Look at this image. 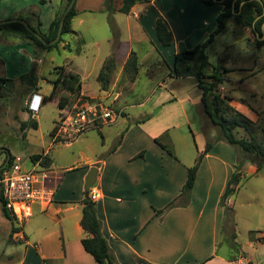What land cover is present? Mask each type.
<instances>
[{"label":"crops","instance_id":"obj_1","mask_svg":"<svg viewBox=\"0 0 264 264\" xmlns=\"http://www.w3.org/2000/svg\"><path fill=\"white\" fill-rule=\"evenodd\" d=\"M64 3L65 0H0V20L22 18L47 32ZM75 3L76 15L72 19L74 33L68 34L66 41L57 48L67 49L65 45L70 44L68 49L81 55L86 44V39L79 36L83 35L82 28L87 29L97 21L107 23L108 19L113 33L107 38L110 45L108 55L97 65L96 77L110 56L116 59L112 77L117 71L113 81L111 77L107 90L99 84L97 91H93L86 81L95 64L88 70L86 60L76 63L74 69L68 71L79 76L82 83L79 94L99 96L108 103L118 105L123 110L122 117L130 118L131 113L126 111L128 107L135 113L125 127L116 132L117 138L109 149L104 139L102 149L107 150L103 157L96 153L87 159L84 167H66L64 176L50 166L47 184L54 191L53 201L49 204L33 203L31 214L14 222L20 229L12 235L11 222L8 233L9 237L12 236L14 247L7 254L10 260L6 264H100L82 243L88 235L81 224L82 200L86 194L96 196L102 231L118 264H264V242L252 240L249 236L251 230L259 231L256 237L264 236V201L256 187L261 184L264 189V174H259L261 169L257 159L244 155L226 140L215 141L203 157L189 203L165 209L169 202L179 197L189 168L204 150L198 138L207 137V143L213 139L207 136L200 113L202 89L198 87L195 76H179L174 72L175 55L181 43L193 48L216 28L222 5L207 4L201 0H146L137 2L130 13H124L120 11L123 0H112L109 6L106 0H76ZM120 14L126 15L127 30L136 36L132 37L133 41L126 50L122 49L119 36L122 35V25L114 19ZM159 17L173 31L171 45L164 46L158 38L156 21ZM112 18L113 22L110 21ZM234 23L245 29L249 40L256 43L258 33L255 35L250 28ZM71 35L76 41L73 47L68 40ZM91 38L100 49V39ZM80 39L85 42L81 46ZM78 47L80 51H77ZM51 51L45 50L37 55L29 42L0 36V77L11 79L2 88L8 83L11 87L21 84L20 76L30 72L36 61L39 89H26V100L35 92L42 94L40 63ZM132 51L137 53L140 66L145 60H155L160 63L159 66H165L168 74L172 73L167 77L164 74L158 77L156 72L140 68L135 79H130L124 73V66ZM210 64L214 65L211 61ZM224 68L227 72H224L225 80L219 86L220 91L230 98L231 105L252 120L253 126L264 132V65L231 70L226 66ZM210 72L211 69L208 70ZM185 79L194 80L192 88L187 89L183 82ZM118 83L119 89L116 88ZM26 112H20L21 121L30 119L24 116ZM34 118L37 119L36 116ZM242 130L250 132L243 127L235 131L239 133ZM122 132L121 143L113 149ZM189 133L195 138V144L189 139ZM254 134L243 136L251 139ZM156 138L171 148L173 154ZM10 152L14 154L11 149ZM92 166L98 167L97 180L90 193H86L85 178ZM236 171L240 172L241 179H246L244 184L251 183L255 177L257 180L252 184V193L247 195L245 192L243 196L240 207L245 209H241L239 217L235 210V196L242 192L243 185L227 199V205L234 208L235 231L237 228L245 229L248 234L243 239H239L237 234L236 244H232V228L227 223L221 197ZM72 172L76 174H67ZM70 175L74 178L68 183ZM253 204L261 206L260 211L253 209ZM36 212L43 213L47 218L36 220L33 222L35 229L27 230L24 225L27 224L26 219ZM256 215L257 218H252ZM241 217L246 221L245 228L240 225L243 222L239 221Z\"/></svg>","mask_w":264,"mask_h":264},{"label":"trees","instance_id":"obj_2","mask_svg":"<svg viewBox=\"0 0 264 264\" xmlns=\"http://www.w3.org/2000/svg\"><path fill=\"white\" fill-rule=\"evenodd\" d=\"M146 0H123V5L120 11L124 13H130L132 7L137 3ZM207 4H221L222 9L217 16L216 28L200 43L193 48H187L183 43L180 44V48L175 55L174 72L179 76L193 75L197 80V85L202 89L201 104L204 112L211 119V121L218 125L221 129V135L217 136L214 141H209L205 149L198 155L196 162L189 168L188 178L178 198L172 200L167 204L165 209L172 208L177 205L185 206L190 201L191 190L196 180V174L200 167L203 157L213 147L215 141L224 139L230 144L236 146L246 156L255 155V159L259 160V166L264 165V142L256 140L254 137L249 139L248 137L236 135V129L243 127L247 130H251L253 126L252 120L246 117L242 112L237 110L230 103V98L220 91V84L224 82V72L227 69L223 65L217 64L211 66L208 54L206 53L207 47L216 39V37L222 33L228 24L229 19H233L237 24L250 28L256 35V44L261 47L264 45L263 24H264V0L263 3L260 0H201ZM70 0H65L63 8L56 14L47 32H43L38 26L28 22L31 27L41 34L46 40L54 39L58 34L60 25V19L62 13ZM109 6L111 0H106ZM76 15V3L71 11L68 13L60 40L52 45L45 44L37 34L28 29L27 26L20 21L6 22L0 25V36L6 39H20L29 42L36 50L38 55L45 50H51L55 47H59L60 44L66 41V36L70 33H74L72 29V19ZM156 31L160 42L164 45H171L174 41L173 31L170 29L167 22L159 17L156 21ZM117 35V33H116ZM85 43L84 39H80L81 44ZM65 47L70 48V44H66ZM77 51H80L78 47ZM116 69L115 56L108 57L99 74L98 81L101 84L103 90H107L110 87L111 77ZM211 72L208 73V70ZM140 70V63L138 55L135 51H132L128 57L125 66L124 73L129 75L130 79H135ZM58 72L57 77L52 81V90L48 95H45V100L56 97L59 86H63L72 93L79 95L82 88V83L79 76L71 71H68L64 65L56 66ZM9 78L0 77V90L2 86ZM21 84H23L25 90H38V76H37V62L34 61L30 72L22 74L20 76ZM26 86V87H25ZM66 100L61 98L59 100V106L64 108ZM37 119H29L28 121H21V128L26 129L28 127L38 128ZM58 128V122L51 131V136L54 137L55 131ZM124 132L118 137L113 149H116L123 139ZM156 141L160 143L169 153L173 154L171 148L163 144L159 138ZM16 159L14 154H11L8 164L0 169V178L4 170L11 166ZM33 161L41 160L44 166L50 167L53 164V157L48 153H36L31 155ZM7 157L4 162H6ZM3 162V163H4ZM2 165V164H1ZM239 164L237 167H239ZM241 181L240 172H234L229 180L226 190L221 197V204L225 207L227 223L231 225V242L236 244L235 238L237 237L235 226V212L234 208L227 205V199L234 195L239 188ZM0 201L5 216L12 221V232L19 231V227L15 225L12 215L6 206V200L3 197L2 188L0 191ZM82 218L81 224L87 236L83 238L82 243L84 248L93 255V257L100 264H118L116 257L111 251L108 239L102 231V221L98 215L97 202L92 198L90 194H86L82 200ZM158 212L161 210H157ZM259 231L251 230L249 233L250 239L260 240L264 242V236L256 237V233ZM12 238V236H10Z\"/></svg>","mask_w":264,"mask_h":264},{"label":"rangeland","instance_id":"obj_3","mask_svg":"<svg viewBox=\"0 0 264 264\" xmlns=\"http://www.w3.org/2000/svg\"><path fill=\"white\" fill-rule=\"evenodd\" d=\"M114 17V19H116L118 23L122 25L120 26V33L122 35L119 36L121 37V42L123 44L122 49L126 50L130 43L133 41L132 37L135 38L136 36H133L127 30L125 22L127 18L126 15L120 14ZM114 19L112 18L110 21L113 22ZM106 21L107 23H100L97 21L87 29L85 27L82 28V33L84 36L81 34L79 36L86 39V44L84 45V52H82L81 55L74 53L67 47V49H58L57 47H55L52 49L49 55L41 60L39 74L42 94H48L51 91L53 84L52 81L58 74L55 68L56 66L65 65L67 67V70H72L74 69V65L82 60L87 61V65L89 67L88 70H91L92 65L95 64V71L94 69L91 70L92 72L90 73L89 79L88 81H86V84L90 86L93 91H97L100 84L96 77V73L98 71L97 65L100 63V61H102L104 57H106V55H108L107 53L109 51L110 45L109 41H107V38H110L113 33L109 24V20L107 19ZM91 37L100 39L102 43L100 49L97 48ZM68 38V40L72 43V47L75 46L76 41L73 39L72 35L68 36ZM206 52L208 53L212 64L217 65L221 63L229 70H231L232 68L243 69L247 67H255L256 65L257 67L264 65V47H259L256 45L255 41H250L245 29L238 27L232 19L229 21L228 28L225 30V32L216 37L215 42H213L207 48ZM159 65L160 63L158 61L156 62L155 60H145L143 62V66H140V68H146L151 72H156V74H158V77H161V74H164L165 77H167L172 73L170 72L168 74L165 66ZM116 73L117 71L114 73L112 81ZM126 76L129 77L127 73ZM258 79L260 80V77H258ZM183 82L186 84L187 89L192 88L194 84V80L190 79H185ZM119 85L120 84L118 83L116 85V88L119 89ZM78 97L79 96L76 93H72L60 85L56 97L44 101L41 109L36 114V118L39 124L38 128L35 129L28 127V130L25 131L21 128V120L19 117L20 112L22 110L27 111L26 114H24L26 118L34 119V117L32 116V112L29 110V105L26 100V90L24 86L22 84H18V86L11 87V85L8 83L6 87L2 88L0 90V151L2 150L0 152V165L3 164L5 158L7 157V151L5 149H8L9 151L10 149L13 150L14 155H16V159L14 160L13 164L21 163L23 168L32 167L33 160L31 159V155L36 153H48L53 157L54 160L53 166L51 165V167L55 169V172L57 174H61L62 176H64L66 174V167L72 165L84 167L88 163L87 159L93 157L94 155H96V153H98L99 157H103L106 150L112 146V143L117 138V136H115L116 132L121 131L123 127H125L128 121H130L132 114H134L135 112L133 111V109H130V107H128L126 111L131 113L129 119L120 116L118 120L110 124V126L105 125L104 128L101 127L91 129V131L89 130L90 132L87 136H85L86 134H84L77 141H72L71 144H68L71 142V139L68 140L69 142H54L53 137L51 136V131L63 115V108L59 106V100L61 98H64L66 100V105L64 108L71 109L76 104ZM94 97L99 98V96ZM113 105L114 107L118 106H116V104ZM200 113L204 118L205 128L208 134L207 136H211L210 138H213L211 139V141H214V138L221 135V129L218 125H215L211 121V119L206 115L205 112H203L201 106ZM247 132L248 131L246 130H242L239 133L237 132L236 135L238 137H241L244 134L247 135L248 133L252 135V133L254 132V138L256 140L264 142V132L259 131V129H257L255 126H252V130H250V132L252 133ZM26 133L27 138L25 137ZM212 133L214 135H212ZM104 139H106L108 143L107 149H102ZM189 139L193 140L194 144L196 143L195 138L192 136V133H189ZM198 143L202 148L204 147L205 149L207 145V137L205 139L204 136H200V138H198ZM249 156L255 157V155ZM257 164L259 166V163ZM259 167L261 169L259 174H264V165H261ZM67 174L76 173L72 172ZM68 177V183L72 182L74 176L70 175ZM256 178L257 177H255L253 181H251V183L247 184H244L246 180L244 178H242L240 181L239 188L243 185L244 189L238 195V197L237 195L235 196V210L238 212V217L241 214V209H245L240 207V204L244 201L243 196L245 192H247V195H250V193H252V184H254L253 182H256ZM256 187L260 192V195L262 194L264 201V189H262V185L259 184ZM252 208L260 211L259 208L262 207L253 204ZM258 211L257 215L259 214ZM257 215L253 216L252 218H257ZM45 218H47V216H45L43 213L36 212L34 216L26 219L27 224H24L25 228L27 230H33L35 229V227L33 226L36 220ZM13 221L19 222L20 219L16 216L13 218ZM239 221H243V218L241 217ZM11 222L12 221L5 216L0 201V264H6L7 261L10 260L7 254H9L14 247L13 244H11L12 239L11 237H9L8 233V228H10ZM245 223L246 221L240 223L242 228L246 227ZM236 232V234L239 235V239L247 238L248 234L245 229L241 230L237 228ZM18 244L20 245V243ZM14 259H16V257H14Z\"/></svg>","mask_w":264,"mask_h":264},{"label":"built area","instance_id":"obj_4","mask_svg":"<svg viewBox=\"0 0 264 264\" xmlns=\"http://www.w3.org/2000/svg\"><path fill=\"white\" fill-rule=\"evenodd\" d=\"M78 96L73 108H63V115L53 137L54 142H67L69 139L73 141L91 129L114 123L122 116L123 110L114 107L112 102L108 103L101 97L84 94ZM44 101L45 96L40 92L33 93L27 101L33 117ZM32 164L30 168H23L21 163L12 164L4 170L0 178L6 206L18 218L30 215L33 203L49 204L53 201L54 191L47 184L50 167L44 166L41 160L33 161ZM95 197L92 195L93 199Z\"/></svg>","mask_w":264,"mask_h":264},{"label":"water","instance_id":"obj_5","mask_svg":"<svg viewBox=\"0 0 264 264\" xmlns=\"http://www.w3.org/2000/svg\"><path fill=\"white\" fill-rule=\"evenodd\" d=\"M260 1L263 3V0H260ZM75 2H76V0H70L68 5L64 9V11L62 13V16H61V19H60V25H59V29H58V34L52 40H46L41 34L36 32L25 19H22V18H9V19H5V20H0V25L2 23H6V22L20 21V22L24 23L27 26L28 29L34 31L37 34V36L45 44L52 45V44L57 43L60 40V38L62 36L64 24H65V19H66L68 13L71 11V9L74 7ZM263 30H264V24H263ZM262 38H264V35L261 37V39ZM5 150L7 151V160L2 165H0V169H2L3 167H5L8 164V162L10 160V157H11V152L8 149H5ZM97 175H98V167L97 166H92L90 168L86 178H85L84 190H85L86 193H90L91 188L95 185L96 180H97Z\"/></svg>","mask_w":264,"mask_h":264}]
</instances>
